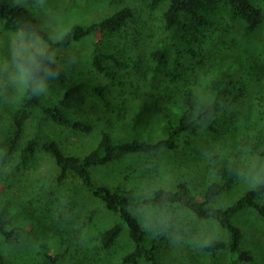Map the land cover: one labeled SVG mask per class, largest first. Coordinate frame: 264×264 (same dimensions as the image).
<instances>
[{"label":"rangeland","instance_id":"1","mask_svg":"<svg viewBox=\"0 0 264 264\" xmlns=\"http://www.w3.org/2000/svg\"><path fill=\"white\" fill-rule=\"evenodd\" d=\"M27 7L40 25L54 40L60 39L74 24H89L130 6L134 16L116 33L110 42L128 60L136 64L120 71L125 84L120 86L96 72L91 64L92 42L95 35L74 41L55 52V60L62 76L49 73L43 79L45 95L56 96L70 83L91 79L106 87L107 100L100 101L85 87H81L69 107L72 115L90 119L95 127L91 133H77L70 127L49 122L45 131L61 150L70 155L85 156L97 145L105 130L115 129L118 108L131 110L151 92L166 89L179 91L187 79L204 86L214 76L213 61L223 52H235L244 59L239 73L246 83V94L238 102H230L217 122L219 132L203 127L198 134H185L179 139V149H163L149 154L127 155L106 165L92 168L94 180L107 185L122 183L126 188L153 190L157 187L174 189L178 182L195 185L200 191L209 180L215 179L208 163V153L214 148L236 152L235 159L242 172L234 186L211 203L224 207L233 203L243 192L255 185L248 177L264 176V158L249 147L257 133L264 135V0H255L262 7L263 18L252 32L246 30L244 20H230L225 14L204 31L196 43L201 60L187 59L177 81L162 76L152 88L149 83L151 51L164 35L162 14L165 3L150 9L144 0H12ZM45 41L21 31L3 29L0 23V201L8 200L14 209L12 223L25 225L22 240L6 243L0 239L5 257L20 264H41L40 246L45 243L66 258L80 257L79 264H123L122 255L133 243L125 231L109 250L98 247V234L118 217L105 204L92 196L80 178L70 174L62 183L56 181L59 168L54 159L39 150L30 163L17 169V155L1 160L13 132V114L25 89L12 77L15 74L17 53L28 57L31 51L44 50ZM209 70V71H206ZM32 123L25 130L27 138ZM264 202V197L261 199ZM151 232L166 231L169 240L160 250V258L169 264H228L226 252L210 255L198 244L211 238H226V232L213 219H199L192 211L179 206L165 208L137 205L131 207ZM244 232L243 246L254 253V261L243 264H264V219L252 208L234 218ZM127 230V229H126ZM142 264H146L142 262Z\"/></svg>","mask_w":264,"mask_h":264},{"label":"trees","instance_id":"2","mask_svg":"<svg viewBox=\"0 0 264 264\" xmlns=\"http://www.w3.org/2000/svg\"><path fill=\"white\" fill-rule=\"evenodd\" d=\"M150 9L165 3L163 11L164 35L151 51L149 83L152 88L162 77L177 81L185 68L187 59L201 60L196 48L200 35L211 28L219 15L230 20H244L246 30L254 31L262 22L263 9L255 0H144ZM134 16V9L124 6L109 16L89 24H74L58 40H54L27 7L12 0H0V23L5 30L21 31L46 42L44 50H32L24 60L35 57L40 67L39 79L49 73L62 76V69L55 60V52L89 35L92 42V67L96 72L120 86L125 84L120 71L136 66L133 61L116 51L110 42L118 31ZM21 56L17 57V61ZM244 59L235 52H223L213 61L214 76L204 86L187 79L177 92L166 89L151 92L141 98L131 110L118 108L115 129L105 130L96 147L85 156L64 153L58 143L45 131L49 122L70 127L77 133H91L95 127L92 120L72 115L69 107L75 93L85 87L102 102L107 100L106 87L91 79H80L68 84L56 95L44 91L25 89L13 114V132L8 146L1 155L6 162L17 155L16 168L26 167L39 150L49 154L59 168L58 183L65 182L70 174L77 175L86 190L101 200L118 220L99 232L97 242L102 250H109L127 231L133 243L132 249L122 255L123 264H169L161 260L160 250L169 240L168 232L155 231L142 223L131 207L137 205L165 208L179 206L192 211L199 219H213L226 232V238H211L199 242V248L210 254L226 252L228 264L254 261V253L243 246L244 232L235 224L234 218L241 211L252 208L264 219V182L246 189L233 203L216 207L211 203L219 195L229 191L242 172V165L235 159L236 152L214 148L208 153L209 167L215 179L209 180L205 189L188 182H178L174 189L157 187L153 190L126 188L122 183L107 185L94 180L92 168L132 154H149L163 149L176 151L179 139L185 134H198L203 127L219 132L217 122L230 102H238L246 94V83L240 76ZM209 71V70H206ZM2 73H0L1 77ZM4 88L0 86V91ZM31 131L25 137L28 122ZM264 124V122H263ZM249 147L264 158V135L257 133ZM264 179V176L262 177ZM14 209L8 200L0 201V239L6 243L22 240L25 225L12 223ZM127 229V230H126ZM45 243L40 246L41 264H79L81 259L72 254L66 258L63 251L53 254ZM0 264H20L8 260L0 250Z\"/></svg>","mask_w":264,"mask_h":264},{"label":"clouds","instance_id":"3","mask_svg":"<svg viewBox=\"0 0 264 264\" xmlns=\"http://www.w3.org/2000/svg\"><path fill=\"white\" fill-rule=\"evenodd\" d=\"M17 55L21 56V53L18 52ZM39 72L40 67L34 56L27 60L21 56V60L15 64V74L12 79L21 89L31 88L33 91H43V81L39 79ZM248 179L253 183L264 182L260 174L250 176Z\"/></svg>","mask_w":264,"mask_h":264}]
</instances>
